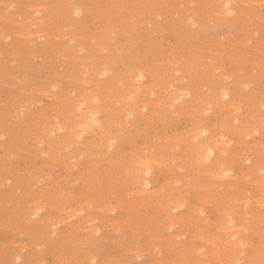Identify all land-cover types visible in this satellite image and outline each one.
<instances>
[{
  "label": "rangeland",
  "instance_id": "obj_1",
  "mask_svg": "<svg viewBox=\"0 0 264 264\" xmlns=\"http://www.w3.org/2000/svg\"><path fill=\"white\" fill-rule=\"evenodd\" d=\"M224 1L0 0V264H264V0Z\"/></svg>",
  "mask_w": 264,
  "mask_h": 264
},
{
  "label": "bare ground",
  "instance_id": "obj_2",
  "mask_svg": "<svg viewBox=\"0 0 264 264\" xmlns=\"http://www.w3.org/2000/svg\"><path fill=\"white\" fill-rule=\"evenodd\" d=\"M107 1V0H106ZM230 0H225L224 2H226L227 4H225V3H223V4H225L224 6H226V5H228V2H229ZM244 1V0H243ZM67 2V1H66ZM191 2V1H190ZM194 2V1H193ZM241 2H242V0H241ZM252 2V1H251ZM255 2V1H254ZM10 3V2H9ZM8 3V4H9ZM64 3V2H63ZM124 3V2H123ZM144 3V2H143ZM243 3V2H242ZM180 5V4H179ZM182 5V4H181ZM192 5V4H191ZM9 6V5H8ZM45 6V5H44ZM131 6V5H130ZM254 7H256L255 5H254ZM7 8V7H6ZM50 8V7H49ZM67 8V7H66ZM130 8V7H129ZM145 8H147V7H145ZM2 9H4V8H2ZM136 9V8H135ZM202 9H203V11H204V8L202 7ZM74 10V9H73ZM78 10H80V9H78ZM226 10V9H225ZM231 10V9H230ZM75 11V10H74ZM146 11V10H145ZM201 11V10H200ZM150 12V11H149ZM238 13V12H237ZM136 14V13H135ZM142 14V13H141ZM194 14V13H193ZM198 14V13H197ZM205 14V13H204ZM208 14V13H207ZM224 14V13H223ZM9 15V14H8ZM21 15V14H20ZM155 15V14H154ZM162 15V14H161ZM200 15V14H199ZM10 16V15H9ZM164 16H166V15H164ZM247 16V15H246ZM254 16V15H253ZM180 17V16H179ZM102 18V17H101ZM119 18V17H118ZM126 18V17H125ZM189 18V17H188ZM208 18V17H207ZM60 19H61V17H60ZM171 19V18H170ZM237 19V18H236ZM104 20H105V18H104ZM116 20H117V18H116ZM26 21V20H25ZM112 21V20H111ZM155 21V20H154ZM181 21V20H180ZM229 21V20H228ZM232 21V20H231ZM259 21V20H258ZM6 22V21H5ZM127 22V21H126ZM44 23V22H43ZM96 23V22H95ZM153 23V22H152ZM186 23V22H185ZM220 23V22H219ZM33 24V23H32ZM64 24V23H63ZM136 24V23H135ZM142 24V23H141ZM257 24V23H256ZM73 25V24H72ZM192 25V24H191ZM50 26V25H49ZM53 26V25H52ZM64 26V25H63ZM5 27V26H4ZM60 27V26H59ZM145 27V26H144ZM216 27V26H215ZM257 27H258V24H257ZM64 28V27H63ZM176 28V27H175ZM59 29V28H58ZM211 29V28H210ZM258 29V28H257ZM108 30V29H107ZM177 30H178V28H177ZM262 32V31H261ZM20 34V33H19ZM260 34V33H259ZM27 36V35H26ZM101 36V35H100ZM252 36H254V35H252ZM2 37V36H1ZM64 37V36H63ZM31 38V37H30ZM91 39V38H90ZM252 39H255V37L254 38H252ZM256 40V39H255ZM264 41V40H263ZM18 42V41H17ZM239 43V42H238ZM244 43V42H243ZM258 43V42H257ZM1 44V43H0ZM103 44V43H102ZM105 44V43H104ZM205 44V43H204ZM218 44V43H217ZM228 45V44H227ZM57 46V45H56ZM222 46V45H221ZM234 46V45H233ZM247 46H249V45H247ZM101 47V46H100ZM175 47V46H174ZM252 47V46H251ZM63 48V47H62ZM94 48V47H93ZM103 48V47H102ZM231 48H232V46H231ZM255 48V47H254ZM172 49V48H171ZM240 49V48H239ZM242 49V48H241ZM260 49V48H259ZM40 50H41V48H40ZM97 51V50H96ZM242 51V50H241ZM255 51V50H254ZM22 52V51H21ZM16 53V52H15ZM215 53V52H214ZM21 54V53H20ZM40 55V54H39ZM191 55V54H190ZM242 55V54H241ZM258 55V54H257ZM228 56V55H227ZM244 56V55H243ZM248 56V55H247ZM208 57V56H207ZM186 58V57H185ZM197 58V57H196ZM219 59V58H218ZM247 59V58H246ZM126 60V59H125ZM176 61V60H175ZM254 61V60H253ZM193 62V61H192ZM259 62V61H258ZM62 63H64V62H62ZM190 63V62H189ZM237 63H239V61H237ZM242 63V62H241ZM253 64V63H252ZM38 65V64H37ZM259 66V65H258ZM54 68H58V67H54ZM170 68H171V66H170ZM167 69V68H166ZM243 69V68H242ZM205 70V69H204ZM240 70H241V68H240ZM246 70V69H245ZM82 71V70H81ZM201 71V70H200ZM165 72V71H164ZM169 72V71H168ZM209 72V71H208ZM193 73V72H192ZM242 73V72H241ZM158 74V73H157ZM207 74V73H206ZM74 75V74H73ZM205 75V74H204ZM134 76V75H133ZM155 76V75H154ZM163 76V75H162ZM157 77V76H156ZM207 77V76H206ZM58 78V77H57ZM73 79V78H72ZM211 81V80H210ZM57 82V81H56ZM85 83V82H84ZM108 83V82H107ZM246 83H247V81H246ZM161 84V83H160ZM174 84V83H173ZM52 85H54V84H52ZM243 85V84H242ZM51 86V85H50ZM80 86V85H79ZM162 86V85H161ZM240 86V85H239ZM174 87V86H173ZM87 88V87H86ZM155 88V87H154ZM32 89V88H31ZM105 89V88H104ZM173 90V89H172ZM211 90V89H210ZM30 91V90H29ZM24 92V91H23ZM151 92V91H150ZM96 93V92H95ZM178 93V92H177ZM52 94V93H51ZM50 94V95H51ZM113 94V93H112ZM175 94V93H174ZM207 94V93H206ZM111 95V94H110ZM46 96V95H45ZM48 96V95H47ZM25 97V96H24ZM87 97V96H86ZM94 97V96H93ZM62 98V97H61ZM60 98V99H61ZM81 98V97H80ZM168 98V97H167ZM182 98V97H181ZM91 99V98H90ZM117 100V99H116ZM168 100V99H167ZM201 100V99H200ZM198 101V100H197ZM11 102V101H10ZM35 102V101H34ZM67 102V101H66ZM123 102V101H122ZM211 102V101H210ZM213 102V101H212ZM224 102V101H223ZM27 103V102H26ZM115 103V102H114ZM206 103V102H205ZM208 103V102H207ZM258 104V103H257ZM207 105V104H206ZM116 106V105H115ZM159 106V105H158ZM237 106V105H236ZM11 107V106H10ZM22 107V106H21ZM77 107V106H76ZM130 108V107H129ZM142 109V108H141ZM110 110V109H109ZM68 112V111H67ZM22 113V112H21ZM42 113V112H41ZM98 113V112H97ZM156 113V112H155ZM159 113V112H158ZM162 113V112H161ZM203 113V112H202ZM117 114V113H116ZM139 114V113H138ZM231 114V113H230ZM13 115V114H12ZM108 115V114H107ZM235 115V114H234ZM253 115V114H252ZM122 116V115H121ZM158 116V115H157ZM164 116V115H163ZM232 116V115H231ZM77 117V116H76ZM87 117V116H86ZM92 117V116H91ZM94 118V117H93ZM131 118V117H130ZM226 118V117H225ZM85 119V118H84ZM87 119V118H86ZM92 119V118H91ZM91 119H90V121H91ZM145 119V118H144ZM75 120V119H74ZM89 120V119H88ZM94 120V119H93ZM120 120V119H119ZM87 121V120H86ZM129 121H131V120H129ZM88 123H90L89 121H87ZM94 122H95V120H94ZM116 122V121H115ZM72 123V122H71ZM213 123V122H212ZM226 124V123H225ZM83 125V124H82ZM97 125V124H96ZM76 126V125H75ZM90 126V125H89ZM88 126V127H89ZM196 126V125H195ZM80 127V126H79ZM100 127V126H99ZM212 127V126H211ZM28 128V127H27ZM33 128V127H32ZM90 128V127H89ZM203 128V127H202ZM74 129V128H73ZM93 129V128H92ZM98 129V128H97ZM103 129V128H102ZM225 129V128H224ZM249 129V128H248ZM22 130V129H21ZM108 130V129H107ZM201 130V129H200ZM32 131V130H31ZM53 131V130H52ZM69 131V130H68ZM228 131V130H227ZM232 131V130H231ZM244 131V130H243ZM242 131V132H243ZM71 132V131H70ZM196 132V131H195ZM245 132V131H244ZM39 133V132H38ZM194 133V132H193ZM249 133V132H248ZM113 134V133H112ZM117 134V133H116ZM122 134V133H121ZM243 134V133H242ZM2 135V134H1ZM54 135V134H53ZM246 135V134H245ZM46 136V135H45ZM49 137V136H48ZM75 138V137H74ZM176 138V137H175ZM174 138V139H175ZM117 139V138H116ZM136 139V138H135ZM190 139V138H189ZM153 140V139H152ZM192 140H193V138H192ZM233 140V139H232ZM166 141V140H165ZM220 141V140H219ZM62 142V141H61ZM65 142V141H64ZM215 143V142H214ZM47 144V143H46ZM1 145V144H0ZM57 145V144H56ZM85 145V144H84ZM227 145V144H226ZM241 145V144H240ZM104 146V145H103ZM145 146V145H144ZM143 146V147H144ZM215 146V145H214ZM213 145H207L205 148H204V152H203V154H204V160L205 159H208V158H210V156L214 153V151H215V149H216V147H214ZM89 147V146H88ZM198 148H199V145L197 146ZM101 148V147H100ZM148 148V147H147ZM175 148V147H174ZM58 149V148H57ZM64 149V148H63ZM102 149V148H101ZM150 150V149H149ZM176 150V149H175ZM23 151V150H22ZM85 151V150H84ZM172 151V150H171ZM201 152V151H200ZM98 153V152H97ZM149 153V152H148ZM197 153V152H196ZM228 153V152H227ZM60 155V154H59ZM121 155V154H120ZM137 155V154H136ZM140 155V154H139ZM262 155V154H261ZM42 156V155H41ZM88 156V155H87ZM75 157V156H74ZM223 157V156H222ZM245 157V156H244ZM145 158V157H144ZM150 158V157H149ZM155 158V157H154ZM162 158V157H161ZM164 158V157H163ZM193 158V157H192ZM55 159V158H54ZM147 159V158H146ZM56 160V159H55ZM118 160V159H117ZM135 160V159H134ZM137 160V159H136ZM199 160H200V158H199ZM239 160V159H238ZM139 161V160H138ZM77 162V161H76ZM108 162V161H107ZM148 162V161H147ZM177 162V161H176ZM196 162H198V161H196ZM115 163V162H114ZM102 164V163H101ZM130 164V163H129ZM143 164V163H142ZM141 165V164H140ZM187 165V164H186ZM202 165V164H201ZM159 166V165H158ZM173 166V165H172ZM254 166V165H253ZM146 167V166H145ZM153 167V166H152ZM221 168V167H220ZM67 169V168H66ZM118 169V168H117ZM207 169V168H206ZM121 171V170H120ZM134 172H135V169H134ZM217 172V171H216ZM138 174V173H137ZM147 174V173H146ZM262 174V173H261ZM36 175V174H35ZM139 176V175H138ZM142 176V175H141ZM215 176V175H214ZM221 177V176H220ZM34 178V177H33ZM196 179V178H195ZM7 180V179H6ZM144 180V179H143ZM144 181H146V180H144ZM191 181V180H190ZM204 182V181H203ZM35 183V182H34ZM169 183V182H168ZM207 183V182H206ZM254 183V182H253ZM56 184V183H55ZM134 184V183H133ZM175 184V183H174ZM27 186V185H26ZM203 186V185H202ZM185 187V186H184ZM204 187V186H203ZM100 190V189H99ZM162 190V189H161ZM253 191V190H252ZM93 192V191H92ZM141 192V191H140ZM143 192H145V191H143ZM153 192H155V191H153ZM157 192V191H156ZM162 192V191H161ZM248 192V191H247ZM170 193V192H169ZM70 194V193H69ZM92 194V193H91ZM103 194V193H102ZM179 194V193H178ZM193 195V194H192ZM24 196V195H23ZM48 196V195H47ZM129 196V195H128ZM197 197V196H196ZM160 198V197H159ZM228 198V197H227ZM111 199V198H110ZM176 199V198H175ZM245 199V198H244ZM94 200V199H93ZM126 200V199H125ZM193 200V199H192ZM201 200V199H200ZM230 200H231V198H230ZM86 201V200H85ZM129 202V201H128ZM142 202V201H141ZM247 202V201H246ZM87 203V202H86ZM137 203V202H136ZM89 204V203H88ZM175 204V203H174ZM252 204V203H251ZM44 205V204H43ZM53 205H54V203H53ZM86 205V204H85ZM171 205V204H170ZM181 205V204H180ZM135 206V205H134ZM140 206V205H139ZM146 206V205H145ZM168 206V205H167ZM167 206H165V207H167ZM255 206V205H254ZM58 207V206H57ZM231 207V206H230ZM256 207V206H255ZM80 208V207H79ZM160 208V207H159ZM208 208V207H207ZM210 208V207H209ZM37 209V208H36ZM101 209V208H100ZM170 209V208H169ZM174 209V208H173ZM253 209V208H252ZM17 210V209H16ZM61 210V209H60ZM78 210V209H77ZM147 210V209H146ZM163 210H165V209H163ZM65 211V210H64ZM168 211V210H167ZM176 211V210H175ZM226 211V210H225ZM70 212H71V210H70ZM98 212V211H97ZM221 212V211H220ZM235 212V211H234ZM237 213V212H236ZM239 213V212H238ZM244 213V212H243ZM249 213V212H248ZM67 214V213H66ZM225 214V213H224ZM33 215V214H32ZM72 215V214H71ZM77 215H78V213H77ZM84 215V214H83ZM150 215V214H149ZM227 215V214H226ZM236 215V214H235ZM241 215H242V213H241ZM24 217V216H23ZM62 217V216H61ZM218 217V216H217ZM239 217V216H238ZM9 218V217H8ZM69 218V217H68ZM87 218H88V216H87ZM92 218V217H91ZM143 219V218H142ZM176 219V218H175ZM25 220V219H24ZM27 220V219H26ZM168 220H169V217H168ZM244 220V219H243ZM9 221V220H8ZM123 221H124V219H123ZM139 221V220H138ZM154 221V220H153ZM89 222V221H88ZM118 222H119V220H118ZM127 222V221H126ZM129 222V221H128ZM203 222V221H202ZM156 223V222H155ZM260 223V222H259ZM10 224V223H9ZM117 224V223H116ZM87 225V224H86ZM133 226V225H132ZM166 226V225H165ZM225 226V225H224ZM47 227H49V226H47ZM137 227V226H136ZM107 228V227H106ZM152 228V227H151ZM231 228V227H230ZM130 229V228H129ZM182 229V228H181ZM194 229V228H193ZM262 230V229H261ZM231 232V231H230ZM233 232V231H232ZM38 234V233H37ZM192 234V233H191ZM232 234H234L235 235V233H232ZM206 236V235H205ZM47 237V236H46ZM122 237V236H121ZM177 237V236H176ZM254 237V236H253ZM228 239V238H227ZM231 239V238H230ZM259 239V238H258ZM62 240V239H61ZM208 241V240H207ZM86 242V241H85ZM230 242V241H229ZM228 243V242H227ZM239 244V243H238ZM64 245V244H63ZM62 245V246H63ZM246 245V244H245ZM59 246V245H58ZM38 247V246H37ZM56 247V246H55ZM158 247V246H157ZM190 247V246H189ZM194 247V246H193ZM255 248V247H254ZM200 249V248H199ZM242 249V248H241ZM69 251V250H68ZM145 251V250H144ZM181 251V250H180ZM186 251V250H185ZM198 251V250H197ZM196 251V252H197ZM204 251V250H203ZM154 252V251H153ZM187 252V251H186ZM263 252V251H262ZM79 253V252H78ZM183 253V252H182ZM181 253V254H182ZM259 253V252H258ZM157 255V254H156ZM189 256V255H188ZM140 257V256H139ZM216 258V257H215ZM258 258V257H257ZM93 259V258H92ZM121 259V258H120ZM209 259V258H208ZM211 260H212V258H210ZM139 260V259H138ZM222 260V259H221ZM238 260V259H237ZM236 260V261H237ZM60 261V260H59ZM77 261V260H76ZM233 261V260H232ZM80 262V261H79ZM83 262V261H82ZM231 262V261H230ZM109 263V262H108ZM256 263V262H255ZM200 264V263H199Z\"/></svg>",
  "mask_w": 264,
  "mask_h": 264
}]
</instances>
